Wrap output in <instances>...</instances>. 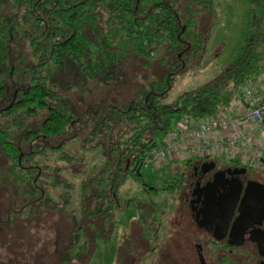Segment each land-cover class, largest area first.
Returning a JSON list of instances; mask_svg holds the SVG:
<instances>
[{
  "label": "trees",
  "instance_id": "obj_1",
  "mask_svg": "<svg viewBox=\"0 0 264 264\" xmlns=\"http://www.w3.org/2000/svg\"><path fill=\"white\" fill-rule=\"evenodd\" d=\"M178 1L0 0V73L13 45L23 39L29 51L20 54L22 68L9 66L5 71L14 84L7 87L0 79V101L8 89L12 95L0 107V177L11 197L6 205L0 202V237L8 239L4 232L9 227L12 231L14 219L44 215L43 206L50 203L45 195L48 180L49 187H66L63 212L71 197L70 186L60 179V165H50L39 157L53 154L60 163L81 166L82 156L65 150L66 139L79 131L84 133L81 142L97 152L100 162L87 172L80 169L86 176L79 182L78 215L83 223L99 230L106 242L114 211L121 206L146 211L136 198L123 199L120 187L127 177L139 182V171L147 168L144 157L174 126V119L213 116L246 79L264 72V0H244L242 44L218 79L183 90L168 103L161 102V96L171 83V73L154 83L157 91L133 92L127 101L95 96L102 88L116 91L119 79L124 80L122 66L127 54L148 59L162 44L170 51L183 50L185 31ZM194 1L200 4L199 11L208 4V0ZM20 69L28 74L25 81L17 80ZM85 95L96 98L88 100L94 101L88 109L82 108ZM192 160L181 162L182 168L169 167L161 173L156 191L180 194L189 175L187 163ZM152 207L153 212L159 209ZM70 221L67 241L58 245L57 235L52 264H76L80 259L83 247L73 248L85 233L81 227L74 233L76 219L71 217ZM143 221V217L137 220L140 224ZM16 227L22 234L23 229ZM89 241L84 244L90 246L93 238Z\"/></svg>",
  "mask_w": 264,
  "mask_h": 264
},
{
  "label": "rangeland",
  "instance_id": "obj_2",
  "mask_svg": "<svg viewBox=\"0 0 264 264\" xmlns=\"http://www.w3.org/2000/svg\"><path fill=\"white\" fill-rule=\"evenodd\" d=\"M177 6L183 16L182 25H184L185 31L182 39L183 50L180 52L170 51L167 45L162 44L158 46L157 50L148 59L131 53L127 54L123 58L122 66V79L124 80L119 79L118 84L115 86L117 92L115 90L108 92L106 88H102V93L98 91L94 93L95 96L99 95L101 98H106V100L115 97L116 99L127 101L133 92L157 91L153 87L154 83L171 73L173 77L171 83L161 96V102L168 103L183 90L218 79L223 67L232 61L237 48L242 44L245 29V20L242 14L245 9V1L208 0V4L203 5V11H199L200 4L194 0H179ZM101 24L104 26L105 22L102 21ZM22 40L12 46L11 56L0 73V79L7 87L8 84L10 86L14 84V80L11 79L12 76H7L5 73L6 69L9 66L16 70L22 68L21 65L24 60H19L20 54L24 51L26 54L29 53L28 49H26L27 43L23 40L26 45L23 47ZM26 63L33 65V62ZM172 68H175V71L171 72ZM22 72L23 70L21 69L17 71L16 77L17 80L21 78L25 81L28 74H23ZM20 84L22 86L23 82ZM10 90H7L6 96L0 101V107L11 99ZM75 95L77 96V94ZM93 99L96 98L88 99L85 95V102L82 108L88 109V106L94 102L88 103V100ZM83 137V132L75 131L65 141L66 151L82 156L81 166L73 167L60 163L53 154H49L48 158L39 157L40 160L43 159L44 162L46 161L50 165H60V179H64L66 184L70 186V192L68 193L71 197L68 199V204L63 208V212H60L61 200L65 194L66 187H49L48 180L47 193L45 192V195L50 203H46L43 206L42 212L44 215L37 218L32 214L24 216L20 220L14 219L13 225L12 222H8L12 225V231L9 227L4 232L5 237L8 238L7 240L0 237V263L52 264L50 261L55 256L54 243L57 240V235H59L58 245L67 241L69 238L68 231L72 226L68 222L71 217L76 219V223L72 227L74 228V233L78 227H81L85 233V237L80 236L74 244V251L79 250V247H83L80 259L78 261L77 258L75 259L77 261L76 264H115L117 252L126 253L133 251L135 247L139 246H143L144 249L153 245V247L155 246V251L166 246V249L174 251L176 250V243L181 245L186 236H190V233L183 228L182 220L185 217L182 212L185 208V203L181 204V202L184 199L183 195L186 192V186H184L183 192H180V194L174 191L169 194L156 191L160 174L169 167L182 168L181 162L184 163L188 159L184 157L173 159L175 163H170L167 158L157 164L142 168L139 171V182H136L132 177L125 178L120 187L121 196L123 199L136 198L135 202H141L140 204L146 207V211L144 210L143 212V210H136L133 207L121 206L120 210L113 212V228L109 239L106 242L102 241L99 230H95L92 225L83 223L78 215L77 193L79 191V182L86 176L80 169L83 168L87 172L91 168L98 166L100 162L97 152L88 149V145L81 142ZM216 162H223V160L216 159ZM187 171L190 174L189 168H187ZM189 179L188 175L187 180L189 181ZM6 187V182L0 177V202L5 203V205L7 199L11 198L10 192L5 190ZM12 199H14L13 196ZM53 204L54 209L52 208ZM32 206L36 208V205ZM152 206H156L159 209L153 212ZM150 216L154 217L162 227L160 226L161 228L159 227L158 232H155L156 239L147 242L143 240L146 238L139 230L140 223L137 220L143 217L148 221L152 218ZM25 218L27 219L25 220ZM168 220L170 225L173 226L167 230L168 232H165L163 226ZM145 223L148 224V222H144V225ZM16 225L23 229L22 234H19L18 231L16 232ZM148 233L151 236V232ZM165 234L168 235L166 238L168 243L160 245L159 241L164 240L162 238ZM92 238L93 243H90V246L89 244L88 246L84 244L86 240L89 243ZM154 242H158V245ZM181 249L183 252L185 251V255L188 257L192 256V254L194 255L191 245H188V247L184 246ZM123 256L124 254H121L122 258Z\"/></svg>",
  "mask_w": 264,
  "mask_h": 264
},
{
  "label": "built area",
  "instance_id": "obj_3",
  "mask_svg": "<svg viewBox=\"0 0 264 264\" xmlns=\"http://www.w3.org/2000/svg\"><path fill=\"white\" fill-rule=\"evenodd\" d=\"M264 72L246 79L213 116L182 115L143 159L148 167L176 158H223L264 174Z\"/></svg>",
  "mask_w": 264,
  "mask_h": 264
},
{
  "label": "flooded vegetation",
  "instance_id": "obj_4",
  "mask_svg": "<svg viewBox=\"0 0 264 264\" xmlns=\"http://www.w3.org/2000/svg\"><path fill=\"white\" fill-rule=\"evenodd\" d=\"M209 162L211 161L195 159L187 163V168L190 169V179L184 185L186 192L181 204L185 203V208L182 211L185 216L182 219L183 228L190 233V236H186L181 245L176 243V250L174 251L166 249L165 246V248L157 251L154 249L148 251L134 249L126 253L117 252L115 264H264V236H261L264 233V217L258 213L255 214V218L249 222L248 226L240 223L236 235L228 236V232L225 231L218 239H215L205 229L204 225L208 222L206 215L200 211L203 207L200 201L204 193L209 191L207 188L203 189L204 183L215 169L213 161V169H208ZM184 186L180 189L181 192H183ZM217 189L220 190V187L217 186ZM241 215L234 210L230 222ZM144 222H148V224L145 223L144 225ZM160 226L156 220L143 221V224L139 226V230L146 238L143 240L154 241L157 237L154 236V233L158 232ZM172 226L169 220L166 221L163 226L165 232H168L167 230ZM251 231H255V235L251 236ZM148 232H151V236ZM167 236L165 234L162 238L164 240L159 241L160 245L168 243L166 242ZM258 244L262 247H259ZM188 245L192 246L194 253L190 257L185 255V251L183 252L181 249L184 246L188 247ZM152 246L150 245L148 248ZM120 253L124 254L123 258Z\"/></svg>",
  "mask_w": 264,
  "mask_h": 264
},
{
  "label": "water",
  "instance_id": "obj_5",
  "mask_svg": "<svg viewBox=\"0 0 264 264\" xmlns=\"http://www.w3.org/2000/svg\"><path fill=\"white\" fill-rule=\"evenodd\" d=\"M261 124L264 126V118H262ZM213 167L214 164L209 162L208 169H213ZM243 171L244 168L236 167L213 170L209 179L204 183L203 189L207 188L209 191L204 193L200 201L203 206L200 211L206 215L208 222V224L204 225L205 229L215 239H218L225 231L228 232V236L236 235L239 224L243 223L248 226L257 213L264 217V204L260 203L259 199L249 194L240 196L242 183L237 178V174ZM225 174L232 176L224 179ZM217 186L220 187V190L217 189ZM234 210L239 215H242L230 222ZM250 235H255V231H251ZM261 236H264V233ZM258 246L262 247L259 244Z\"/></svg>",
  "mask_w": 264,
  "mask_h": 264
},
{
  "label": "crops",
  "instance_id": "obj_6",
  "mask_svg": "<svg viewBox=\"0 0 264 264\" xmlns=\"http://www.w3.org/2000/svg\"><path fill=\"white\" fill-rule=\"evenodd\" d=\"M216 159H222L223 162H216ZM195 160V159H193ZM207 161H213L215 164L214 170H220L225 168H244L237 163L233 161H228L223 158H216V157H210L207 159H204ZM232 176V175H229ZM229 176L227 174L224 175V179H228ZM237 178L242 183V188L240 191V196H245L247 194L251 195L252 197H255L259 199L263 204V198H264V174L257 172V171H249L244 168L243 172H239L237 174ZM245 188V189H244Z\"/></svg>",
  "mask_w": 264,
  "mask_h": 264
}]
</instances>
